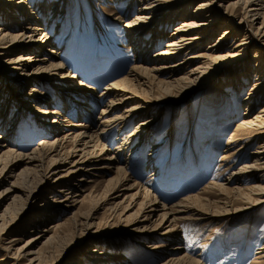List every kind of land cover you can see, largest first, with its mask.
Returning a JSON list of instances; mask_svg holds the SVG:
<instances>
[{
  "label": "bare ground",
  "instance_id": "obj_1",
  "mask_svg": "<svg viewBox=\"0 0 264 264\" xmlns=\"http://www.w3.org/2000/svg\"><path fill=\"white\" fill-rule=\"evenodd\" d=\"M105 1L134 61L125 75L107 83L96 96L93 108L99 110L87 111L89 101H76L72 95L95 89L74 76L59 50L65 45L63 31H70L75 18L81 17V6L101 5L99 0H0V264L69 261L67 250L85 246L83 239L89 233L81 232L79 240L69 241V228L88 226L76 217L99 201H111L106 211L125 221L123 234L148 237L142 248L149 255H167L159 264H200L197 258L172 253L181 250L177 245L170 248L154 242L178 235V224L187 223L183 221L238 218L264 205V0ZM161 40L162 48L152 54ZM194 98L196 111L202 107L216 117L213 122H233V128L221 145L215 144L223 150L213 180L199 194L164 204L152 194L149 180L139 185L130 178L125 164L146 142L150 151L144 171L149 173L158 146L168 138L154 145V136L146 135L166 108ZM71 101L82 109L76 123L67 116ZM240 109L244 112L236 120ZM26 119L46 132L30 150L14 144ZM133 123L132 131L117 139L113 149L105 147L111 133L118 137ZM195 126L198 131L202 123ZM95 170L113 171L102 191L88 180ZM152 175L156 173L148 177ZM42 190L48 191V198L54 193L55 200L42 208L45 211L40 206L27 211ZM133 208L134 218L126 220ZM60 209L70 216L45 228L47 221L61 214ZM85 249L84 259L70 264H111L116 258L113 249L100 243ZM257 249L252 264H264V244Z\"/></svg>",
  "mask_w": 264,
  "mask_h": 264
},
{
  "label": "rangeland",
  "instance_id": "obj_2",
  "mask_svg": "<svg viewBox=\"0 0 264 264\" xmlns=\"http://www.w3.org/2000/svg\"><path fill=\"white\" fill-rule=\"evenodd\" d=\"M99 2L101 5L85 2L81 6V17L77 16L75 18V23L70 27V31H63V42L65 45L62 49H58L61 52V56L65 58L63 62L70 67L74 76L86 86H91L95 89L91 94L85 91L87 95L80 96L81 92H76L72 95L76 101L78 99L89 101L88 106L90 108L86 109L87 111L99 110V108H93L94 105L96 106V96L107 83L125 75L127 69L134 61L126 39L116 27L117 23L109 16L110 3L105 0H99ZM54 26L53 24L51 25V30ZM171 29L172 26L167 31L169 32ZM163 43L164 40H161L159 45L151 50L152 54L160 50ZM249 86L250 84L242 90L244 92L240 94V99L245 97L250 88ZM41 89L39 88V90ZM24 90L26 92L28 89L24 88ZM194 100L195 98L186 104L174 108H166L163 116L158 117V122L153 125L154 128L150 129L146 135L148 139L149 136H154L155 140H152L154 145H159L164 137L168 138L167 140L164 139L163 144L158 146V151L154 156L155 162L152 165L153 167L148 170L150 171L149 173L144 171L146 155L150 151V145L146 144V142L137 148L138 152L132 153L130 163L125 164L130 178L139 185H143L146 180H149L153 189L152 194L164 204H172L180 198L199 194L201 189L209 181L213 180L217 174L218 158L223 150L222 146L217 149L215 144L221 145L220 143L228 137L233 128V122L231 123L232 125H228L230 122L226 120L213 122L216 117L209 116L208 110L203 111L202 107H198L200 109L196 111L193 108ZM68 103L71 107L68 109L69 113L67 116L74 123L81 121L80 118H77V111L82 109L73 101ZM237 108L239 107L237 106ZM243 112V109H240L236 113V120L240 119ZM12 114L13 109L9 114V119ZM21 115L25 116V114ZM61 120L62 118H59V121ZM198 121L202 123V127L198 126L197 131L195 124ZM227 122L229 123L227 124ZM168 124L170 125L169 130L166 129ZM225 125L228 126L226 127ZM133 127L134 123L126 127L118 137L115 131L111 133L107 143H104L105 147L108 150L113 149L116 146V140L125 137L132 131ZM44 133L46 132L38 128L36 123L26 119L21 122L16 131L14 144L21 147V149L30 150L37 146L38 142L44 137ZM135 140L133 145L136 143ZM211 141L214 145H208V142ZM252 148L253 146L247 148L246 153L250 152ZM122 161L124 162L123 158ZM241 162L238 161V163ZM97 166L100 165L97 164ZM194 166L196 167L194 168ZM152 172L156 173V175L148 177ZM113 176L112 170H95V173H89L88 180L94 181L96 189L102 191L105 189L104 181ZM74 179L71 181H74ZM12 180V178H9L7 181L10 183ZM48 196V191L42 190L41 198L39 197L38 200L30 202L27 211L32 212L39 206V209L45 211L42 208L45 205L52 204V200L56 198L54 193L49 198ZM122 197L120 196L119 200ZM99 202L95 208H86L84 210L85 213L80 218L76 217L78 223L86 222L88 226L76 225L75 227L73 225V229L69 228L71 232L69 241L79 240L81 232L88 231L89 233L83 239L85 246L77 245L67 250L65 255L70 254V259L63 264L83 260L87 251L85 248L92 247L95 243H100L102 248L109 247L113 249L112 251L116 258H113L111 264H159L167 258V255L162 256V254L157 255V257L149 255L142 248L144 243L148 244L150 241L147 236H145L147 239L145 240V237L137 238L123 234L122 232L127 228V226L123 227L125 221L123 223L115 217L112 218L113 214L110 215L106 211L111 201L106 203L108 205L103 204L101 201ZM134 208L126 214L130 215L126 220L134 218ZM59 213L61 214H58L56 219L47 221L44 227H49L52 222H62L70 216V212L64 209H60ZM25 219L22 221L21 228L25 226L30 216ZM203 221L196 223L183 221L187 223L181 222L178 224L180 230L178 235L160 241L156 240L154 244L161 245L165 243L170 248L177 245L181 247V250L172 251V253L177 256L185 255L186 258H197L200 264H252L256 257L257 248L264 244V205L238 218L227 216L217 220ZM111 224H113V227L108 229ZM84 227H87V229H84ZM94 230L109 232L106 233L107 235H99L93 234ZM96 236L101 237L94 240ZM24 238H26V235ZM171 239H175V241H171Z\"/></svg>",
  "mask_w": 264,
  "mask_h": 264
}]
</instances>
